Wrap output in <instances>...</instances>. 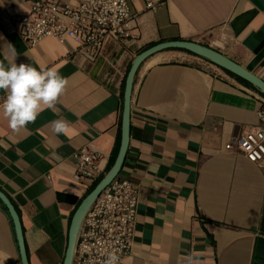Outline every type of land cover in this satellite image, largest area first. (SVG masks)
I'll return each instance as SVG.
<instances>
[{
  "label": "crops",
  "instance_id": "0c3cea01",
  "mask_svg": "<svg viewBox=\"0 0 264 264\" xmlns=\"http://www.w3.org/2000/svg\"><path fill=\"white\" fill-rule=\"evenodd\" d=\"M28 1L0 0V61L56 67L69 85L55 110L19 132L0 114V191L19 216L28 263L62 264L76 208L113 163L135 55L187 39L264 80V0H127L131 37L107 41L94 59L75 52L70 39L27 46L18 18ZM237 78L177 49L139 66L128 148L116 176L138 190L131 249L120 264H264V164L225 148L241 130L260 125L264 95ZM56 119L69 122L67 135L53 132ZM81 148L99 154L93 179L75 178ZM3 206L0 264H21Z\"/></svg>",
  "mask_w": 264,
  "mask_h": 264
},
{
  "label": "built area",
  "instance_id": "2783aa9c",
  "mask_svg": "<svg viewBox=\"0 0 264 264\" xmlns=\"http://www.w3.org/2000/svg\"><path fill=\"white\" fill-rule=\"evenodd\" d=\"M28 11L19 16L18 31L32 47L53 37L73 40L74 51L94 59L107 41L131 37L133 19L127 0H29ZM152 4L149 3L148 7ZM259 126L241 130L227 150L233 149L248 161L264 164V107L258 111ZM75 178L93 179L99 154L81 148L76 154ZM138 203L137 186L115 177L96 197L81 222L71 264H103L115 252L120 261L130 253Z\"/></svg>",
  "mask_w": 264,
  "mask_h": 264
},
{
  "label": "water",
  "instance_id": "95a60500",
  "mask_svg": "<svg viewBox=\"0 0 264 264\" xmlns=\"http://www.w3.org/2000/svg\"><path fill=\"white\" fill-rule=\"evenodd\" d=\"M170 50L177 49L183 50L197 55L205 60L221 67L222 69L232 73L233 75L241 78L242 80L248 82L255 89H257L262 95H264V80L259 78L257 75L253 74V72L248 71L246 68L241 66L240 64L234 62L229 59L219 51L202 45L200 43L191 41V40H166L161 41L156 44H153L142 51L138 52L135 55L124 80V88H123V103H122V114H121V126H120V139L119 145L117 149V153L115 154V158L111 167L107 170L104 176L95 184L90 192L83 198L78 207L76 208L70 222L69 231H68V243L65 252V256L62 264H71L74 247L78 235V231L83 220V217L91 206L96 197L101 193V191L118 175L119 169L123 164L125 154L128 148V139H129V118H130V100L131 93L133 88V83L135 79L136 72L141 65V63L151 56L154 53H157L162 50ZM0 201L7 209L10 218L13 223V227L16 234V239L18 243V249L21 259V264H29L25 252L24 241L22 236V229L19 221V216L14 209L12 203L8 199V197L0 191Z\"/></svg>",
  "mask_w": 264,
  "mask_h": 264
},
{
  "label": "clouds",
  "instance_id": "9594fccd",
  "mask_svg": "<svg viewBox=\"0 0 264 264\" xmlns=\"http://www.w3.org/2000/svg\"><path fill=\"white\" fill-rule=\"evenodd\" d=\"M15 59L7 65L0 61V91L5 94L0 114L13 132H19L34 124L46 109L55 110L67 91L69 78L56 67L17 64ZM51 124L55 134L67 135L70 126L67 120L56 119ZM103 264H120V257L110 252Z\"/></svg>",
  "mask_w": 264,
  "mask_h": 264
},
{
  "label": "trees",
  "instance_id": "16d2710c",
  "mask_svg": "<svg viewBox=\"0 0 264 264\" xmlns=\"http://www.w3.org/2000/svg\"><path fill=\"white\" fill-rule=\"evenodd\" d=\"M237 79H239V78H237ZM239 80H241L242 82H245L244 80H242V79H239ZM246 84H248L247 82H245ZM248 85H250V84H248ZM118 142H119V137H118V141H117V144H116V148L114 149V153H113V155H112V161H113V159H114V156H115V153L117 152V147H118ZM97 182H95V184H96ZM94 184V186H96ZM3 208L5 209V207L3 206Z\"/></svg>",
  "mask_w": 264,
  "mask_h": 264
}]
</instances>
